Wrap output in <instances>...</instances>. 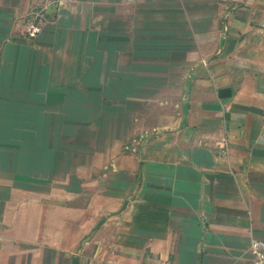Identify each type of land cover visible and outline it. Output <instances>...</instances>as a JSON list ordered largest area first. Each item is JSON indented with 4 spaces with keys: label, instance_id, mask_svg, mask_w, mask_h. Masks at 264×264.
Masks as SVG:
<instances>
[{
    "label": "crops",
    "instance_id": "1",
    "mask_svg": "<svg viewBox=\"0 0 264 264\" xmlns=\"http://www.w3.org/2000/svg\"><path fill=\"white\" fill-rule=\"evenodd\" d=\"M252 239L264 0H0V264H247Z\"/></svg>",
    "mask_w": 264,
    "mask_h": 264
},
{
    "label": "built area",
    "instance_id": "2",
    "mask_svg": "<svg viewBox=\"0 0 264 264\" xmlns=\"http://www.w3.org/2000/svg\"><path fill=\"white\" fill-rule=\"evenodd\" d=\"M44 10L32 14L31 21L25 26V36L36 38L43 30ZM250 260L247 264H264V240L252 239L249 245Z\"/></svg>",
    "mask_w": 264,
    "mask_h": 264
},
{
    "label": "water",
    "instance_id": "3",
    "mask_svg": "<svg viewBox=\"0 0 264 264\" xmlns=\"http://www.w3.org/2000/svg\"><path fill=\"white\" fill-rule=\"evenodd\" d=\"M187 108H188V105H187V104H184V106H183V108H182V115H183V116L186 115ZM182 123H184V120H182ZM73 264H77L76 260H73Z\"/></svg>",
    "mask_w": 264,
    "mask_h": 264
}]
</instances>
